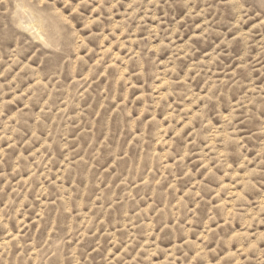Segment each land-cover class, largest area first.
<instances>
[{
    "label": "rangeland",
    "instance_id": "obj_1",
    "mask_svg": "<svg viewBox=\"0 0 264 264\" xmlns=\"http://www.w3.org/2000/svg\"><path fill=\"white\" fill-rule=\"evenodd\" d=\"M0 264H264V0H0Z\"/></svg>",
    "mask_w": 264,
    "mask_h": 264
}]
</instances>
